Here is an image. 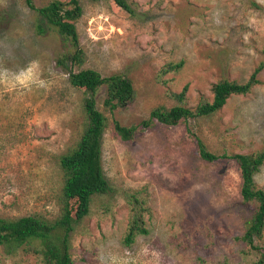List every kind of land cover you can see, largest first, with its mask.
<instances>
[{
	"label": "rangeland",
	"instance_id": "obj_1",
	"mask_svg": "<svg viewBox=\"0 0 264 264\" xmlns=\"http://www.w3.org/2000/svg\"><path fill=\"white\" fill-rule=\"evenodd\" d=\"M32 1L42 7L52 0ZM128 1L134 15L111 0H80L84 61L75 70L126 74L136 93L113 114L104 108L105 88L95 95L110 118L102 150L112 189L97 196L75 226V264H199L200 258L251 264L256 255L239 237L254 206L241 198L237 166L205 161L195 136L217 154L263 148L264 70L252 92L232 96L213 115L156 123L132 141L117 137L112 121L139 125L156 106L176 105L169 92L185 85L187 103L196 107L213 98L216 81L247 80L264 61V0ZM67 45L27 0H0V216L55 218L61 212L59 155L84 129L87 96L59 64ZM169 62L183 64L163 71ZM255 180L264 189V165ZM129 192H141L151 211L149 233L126 245ZM256 241L264 247V236ZM0 264L42 262L27 246L12 253L2 246Z\"/></svg>",
	"mask_w": 264,
	"mask_h": 264
},
{
	"label": "trees",
	"instance_id": "obj_2",
	"mask_svg": "<svg viewBox=\"0 0 264 264\" xmlns=\"http://www.w3.org/2000/svg\"><path fill=\"white\" fill-rule=\"evenodd\" d=\"M111 1L134 15V7L128 0ZM27 2L47 26L68 43L66 51L58 61L69 71L70 83L87 93L84 100L86 120L75 144L59 155V164L64 173L60 214L55 218L40 213L18 217L0 216V247H7L12 253L22 246H27L39 255L42 264H75L72 252V233L75 226L90 214L95 198L108 194L112 189L104 172L102 150V141L110 118L98 107L95 95L101 88H105L104 108L113 114L116 109L133 101L136 90L132 79L123 73L104 76L93 68L75 70V67L81 66L84 61L77 29V21L83 14L80 0H52L42 7H36L32 0ZM39 30L44 31L43 25H39ZM182 64L169 62L163 71H177ZM262 70L264 61L259 63L245 81L229 78L216 81L212 85L213 98H203L196 107L188 105V85H185L181 92H169V95L177 100L176 105L156 106L149 117L139 125L127 126L113 119V132L122 140L132 141L140 130L156 123L179 125L191 117L213 115L220 111L232 96L252 92L253 88L261 83L259 75ZM195 139L199 156L205 161L224 159L236 164L241 178V198L254 206L253 214L247 220L245 231L239 238L247 244L250 252L256 255L251 264H264V247L256 241L264 236V189L259 187L255 180L256 173L264 165V147L250 153L217 154L208 150L202 139L196 136ZM127 200L129 217L123 241L126 245H131L137 236L149 233L146 216L150 214L151 209L141 192H129ZM205 231L207 232L206 225ZM199 264L234 263L227 258H200Z\"/></svg>",
	"mask_w": 264,
	"mask_h": 264
}]
</instances>
